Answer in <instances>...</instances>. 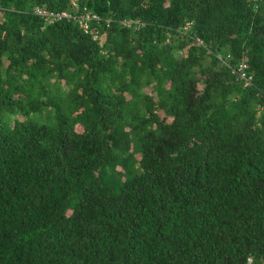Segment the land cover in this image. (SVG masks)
<instances>
[{"label":"trees","instance_id":"16d2710c","mask_svg":"<svg viewBox=\"0 0 264 264\" xmlns=\"http://www.w3.org/2000/svg\"><path fill=\"white\" fill-rule=\"evenodd\" d=\"M76 1L0 0V264H264V0Z\"/></svg>","mask_w":264,"mask_h":264},{"label":"built area","instance_id":"2783aa9c","mask_svg":"<svg viewBox=\"0 0 264 264\" xmlns=\"http://www.w3.org/2000/svg\"><path fill=\"white\" fill-rule=\"evenodd\" d=\"M34 13L43 21L53 23L61 19H70L75 21L84 34L90 35L92 40L100 39L101 35L93 25L100 21V16L90 11L86 6H81L76 0H71L70 8L62 11H52L42 7H34ZM108 21V20H107ZM127 26L131 25V21L123 22ZM201 42V41H200ZM247 65L244 62L239 63L235 68H232V73L237 75L244 81L245 85H250L251 76L247 75L245 69Z\"/></svg>","mask_w":264,"mask_h":264},{"label":"rangeland","instance_id":"374dc122","mask_svg":"<svg viewBox=\"0 0 264 264\" xmlns=\"http://www.w3.org/2000/svg\"><path fill=\"white\" fill-rule=\"evenodd\" d=\"M124 179H125V177H124ZM123 178H122V180H124Z\"/></svg>","mask_w":264,"mask_h":264}]
</instances>
